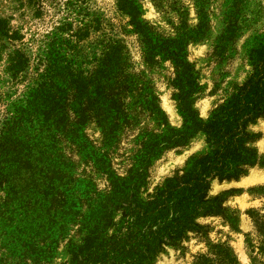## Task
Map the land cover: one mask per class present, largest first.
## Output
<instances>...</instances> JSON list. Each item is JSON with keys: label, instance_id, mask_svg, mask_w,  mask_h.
<instances>
[{"label": "rangeland", "instance_id": "obj_1", "mask_svg": "<svg viewBox=\"0 0 264 264\" xmlns=\"http://www.w3.org/2000/svg\"><path fill=\"white\" fill-rule=\"evenodd\" d=\"M131 1L152 43L119 0H0V130L45 74L49 51L61 67L74 62L73 73L88 79L118 68L123 103L108 108L109 135L96 119L79 129L80 139L65 149L73 162L50 168L55 177L67 171L63 181L50 182L45 172L37 181L28 177L23 199L0 188V264L94 259L115 234L140 227V212L167 208L181 188L187 192L186 184L205 176L220 151L214 126L206 124L233 133L239 123L245 136L209 179L208 194L221 196L225 209L198 216L197 227L186 226L159 251L133 253L117 264H198L218 242L231 247L239 264H264V115L251 118L246 108L236 122L230 109L239 94L247 102L264 91V81L256 83L264 60V0ZM173 39L186 44L177 49ZM16 51L29 64L15 75ZM69 74L52 81L64 86ZM90 91L86 98H96ZM253 153L257 163L245 164ZM223 169L244 173L222 179ZM49 182L58 186L54 194ZM168 225L154 226L155 235Z\"/></svg>", "mask_w": 264, "mask_h": 264}, {"label": "trees", "instance_id": "obj_2", "mask_svg": "<svg viewBox=\"0 0 264 264\" xmlns=\"http://www.w3.org/2000/svg\"><path fill=\"white\" fill-rule=\"evenodd\" d=\"M119 1L120 7L129 11L132 23L137 30L151 42L150 31L140 18L138 5L131 0ZM173 44L177 45V49H181L186 41L180 39L176 42L173 39ZM262 52H264V47L259 52L260 57ZM48 53L45 74H41V79L29 87L26 100L17 105L15 112L7 118L0 130V188L7 190L8 195L12 194L13 199H23L27 191L24 183L28 177H33L34 181H37L40 174L45 172L46 180L53 182L60 179L63 181L67 171L62 170L64 175L62 171H56L58 177H55L54 170L50 168H54L56 162L65 164L68 162V160L65 162V159H70V156L68 157L65 149L80 139L79 129L84 127L87 120L96 119L99 124H102L105 134L109 135L110 133L106 132L107 126L113 119L109 117L108 108L117 104L123 105L119 97L121 96L119 90L122 86V73L118 68L114 71L103 68V76L98 78L96 75L94 79H88V77L73 73L74 62H71V66L61 67L53 58L55 53L50 51ZM10 64V70L16 75L24 71L29 64V59L24 53L16 51ZM66 71L70 72V80L61 87L54 84L53 78L58 74H65ZM107 80L110 81L107 82ZM260 80L264 81V60L261 64L259 63L256 83ZM109 86L112 87L111 90H108ZM258 88L257 85L256 93H259ZM89 91L97 97L90 98L89 95L87 99L86 94ZM244 97L245 94L242 96L239 94L236 97L237 101L235 100L230 105V109H233L236 114L234 117L236 122L244 117L243 110L246 108L252 113L251 118L264 115V91L259 93V99L249 98L245 102ZM94 104H96V110L92 112ZM211 125L214 126L211 136L220 151L217 160L209 165L205 176L193 179L186 184L187 192L183 189L184 187L181 188L180 195L167 208L158 207L140 212L139 228L128 227L118 232L94 252L95 255H92L94 259H89L87 256L83 258L86 263L81 261L77 264H117L126 257L132 256L133 253L136 257H141L159 251L167 239L177 236L186 226L187 228L191 225L197 227L198 224L194 223V219L198 216L216 215L225 209L224 199L221 196L211 197L208 194L209 179L216 167L228 164V154L233 153L238 137L245 136V127L239 123L238 127L233 130L235 132L228 133L230 131L219 129L216 124L205 126L209 128ZM171 143L172 141L169 140L162 144ZM255 157H257L255 153L250 155V160H247L245 164H256ZM70 160L73 162L72 159ZM243 173L242 170L226 171L223 169L221 178L230 179ZM50 182L47 187H51L54 194L58 186H51ZM38 187V184L35 185V188ZM251 212L253 215L257 214L256 210ZM170 222L171 226L164 227V233L155 235L154 226L159 223L167 226ZM197 261L198 264H239L226 242L211 243V253L199 255Z\"/></svg>", "mask_w": 264, "mask_h": 264}]
</instances>
